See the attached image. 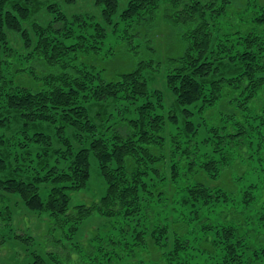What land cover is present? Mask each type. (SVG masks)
Returning <instances> with one entry per match:
<instances>
[{"label":"trees","instance_id":"1","mask_svg":"<svg viewBox=\"0 0 264 264\" xmlns=\"http://www.w3.org/2000/svg\"><path fill=\"white\" fill-rule=\"evenodd\" d=\"M224 4L228 5L229 1L131 0L119 13L118 0H95V5L102 9L103 22L88 15L70 19L56 9L59 17L47 26L32 23L36 32L34 41L24 25L32 22L45 4L38 0H0V84L5 89L4 95L0 94V108L20 117L24 122L21 132L26 135L25 141L17 142L6 133L0 134V175L4 174L0 187L20 194L34 211L66 216L69 220L73 217L67 215L71 193L83 189L89 181L90 160L94 157L99 162L107 190L101 203L77 206L74 220L88 218L96 210L108 216L134 215V205L142 202L144 196H153L161 182H166L167 178L173 184L182 181L180 172H177L179 175L168 173L164 168L166 138L163 131L167 123H178L179 114L186 118L184 131L191 140L175 146L177 150L169 155H178L181 160L178 169L185 168L189 174L186 179V185H190L189 199L194 202L203 194L205 204L210 202L209 208L216 206L223 197L222 190H211L192 177L200 172L212 178L219 176L230 162L233 149L228 151L227 147H246L248 125L257 135L261 134V125L253 126L243 120L231 128L212 126L206 139H200L197 136L199 125L191 120L193 111L189 108L200 104L202 108L198 113L201 114L225 97L237 101L236 108L243 112L264 88V33L261 37L249 36L247 50L241 55H236L232 46L214 42V27L221 25L215 24L212 17L221 14L224 7L218 6ZM255 19V24L264 25V12ZM163 22L186 49L166 61V80L176 97L173 108L168 111L161 110L165 108L162 94L150 88L145 75L152 68L156 71L160 64L155 58L158 50L154 37ZM110 29L112 35L121 29L124 31L118 39L120 49L129 50L139 59L135 70L119 74L115 81L107 80L103 71L95 67L79 64L82 56L103 50ZM8 31L20 33L25 44L33 42L34 49H26V54L20 55L10 46ZM218 31L221 36L225 35ZM133 39H140L143 44L136 49L132 46ZM142 49L147 52L146 58ZM25 78L30 79L32 86L25 87ZM243 105L246 108L241 109ZM252 117L256 121L255 116ZM38 121L44 122L45 128L31 137L27 131L37 128ZM5 122L6 119H0V128H4ZM30 141L45 144V154L52 144L59 146L54 151L58 162L65 166L62 169L51 166L43 175L45 165L50 164L44 157L41 162L44 167L37 172L27 169L24 159L16 162L24 167L16 165L18 170L12 167L11 155L6 152L8 145L15 142L27 148ZM47 182H51L52 187L43 199L41 187ZM209 210L214 214L213 209ZM210 218L197 222L204 231H216L220 237L212 242L216 248L214 253L200 246L209 259L217 264H250L261 256L258 251L250 257L247 249L244 250L246 247L239 245L235 226L219 225ZM152 235L163 248L161 237ZM146 236L143 230L137 234L139 247L146 246ZM178 242L176 253L182 242L189 243L186 239ZM165 256L168 259L171 255Z\"/></svg>","mask_w":264,"mask_h":264},{"label":"rangeland","instance_id":"2","mask_svg":"<svg viewBox=\"0 0 264 264\" xmlns=\"http://www.w3.org/2000/svg\"><path fill=\"white\" fill-rule=\"evenodd\" d=\"M38 1L45 4L44 8L36 13L31 19L32 22L24 25L34 41L36 32L32 23L38 22L47 26L59 17L58 9L70 19L76 15H88L98 22H103L102 9L95 5V0ZM118 1L121 13L131 0ZM228 1V5L218 6L220 9L224 7L221 14H217V18L212 17L215 24L217 22L221 25L214 27L213 39L216 44L232 46V51L241 55L247 50L245 47L250 40L249 36L261 37L264 33V25L255 24L257 15H263L264 0ZM122 29H125L124 25ZM122 29L113 35L110 29V37L102 46L103 50L97 54L82 56L80 66L95 67L96 70L103 71L104 77L110 81H115L119 74L135 70L139 59L133 57L129 50L120 49L118 43L121 33L122 36L124 33ZM170 29L164 22L157 28L154 41L158 51L155 58L160 64L156 71L152 68L145 74L150 88L162 94L165 108L161 110L164 111L173 108L176 99L166 80V61L186 50ZM219 29L225 35L221 36ZM7 35L10 46L20 55L26 54V49H34L33 42L25 44L20 33L8 31ZM131 41L136 49L143 44L140 39ZM142 55L147 56V52ZM142 55L139 54V57ZM24 82L25 87L32 86L29 78H25ZM34 87L37 89V86ZM4 90L0 84V94L3 92L4 95ZM227 93L228 91L225 92ZM1 101L5 103L4 97ZM235 103L237 101L224 97L201 114L198 113L202 108L200 104L189 108L193 111L191 120L199 125L200 132L197 136L200 139H206L212 126H218L220 129L231 128L243 120H248L253 126L261 125V134L257 135L250 125L245 124L248 125V145L242 148L238 145L233 146L234 148L227 147L228 151L233 149L230 162L219 176L212 178L205 172H200L192 177L193 181L202 182L211 190H222L223 197L216 202V206L209 208L207 205L210 202L205 204L203 194L194 202L189 199L190 185H186L189 174L185 168L178 169V155L170 157L172 151L177 150L175 146L191 140L184 131L186 118L178 114V123H167L163 131L166 138L164 168L168 173L180 172L182 181L173 184L170 178H167L166 182H161L158 188H155L153 196H144L142 202L134 205V215L122 213L108 216L96 210L88 218L74 220L77 206L91 207L101 203V198L107 190L99 162L94 157L90 160L89 181L83 189L71 193L67 215L73 217L69 220L66 216L34 211L26 205L20 194L0 187V264H217L215 260L208 258V254L202 253L200 247L202 245L203 249H212L214 253L216 248L212 242L220 238L216 231L206 232L201 224L197 225V222L210 217L213 223L235 226L239 234V245L246 247L244 250L247 249L250 257L258 251L261 255L250 264H264V88L253 100V104L249 103V108L243 112L238 111ZM243 108H246L245 105L241 109ZM110 111L117 114L114 108H110ZM0 113V119H6L4 128H0V134L6 133L8 138L13 137L17 142L25 141L26 135L21 132L24 122L20 121V117L15 116L13 112L9 114L2 111V108ZM252 116H255L256 121ZM38 122L40 124L37 128L27 131L31 137H34L38 130L45 128L44 122ZM44 146L46 145L30 141L29 146L25 148L14 142L8 145L6 152L11 155L12 167H16V162L20 163L24 159L26 166L19 164L17 167L25 166L31 172H37L44 167L42 160L48 158L50 164L45 165L47 169L43 175H46L51 166L62 169L65 165L58 162L54 151L59 146L52 144L47 154ZM0 178H4V174H1ZM51 187V182L41 187L43 199H46ZM209 209H213L214 214H211ZM142 230L147 233L145 247L136 244L137 234ZM152 233L161 237L163 248L151 238ZM182 239L188 240L189 243L187 245L182 242L176 253L178 240ZM132 251L133 256H130ZM168 254L171 256L167 259L165 255Z\"/></svg>","mask_w":264,"mask_h":264}]
</instances>
